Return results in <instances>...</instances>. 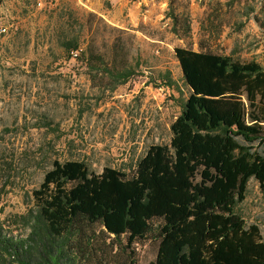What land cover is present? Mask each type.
<instances>
[{
  "label": "rangeland",
  "instance_id": "1",
  "mask_svg": "<svg viewBox=\"0 0 264 264\" xmlns=\"http://www.w3.org/2000/svg\"><path fill=\"white\" fill-rule=\"evenodd\" d=\"M119 1L0 4V222L15 237L27 234L19 216L33 207V190L54 161L131 173L149 146L169 144L187 95L175 47L204 44L264 66V0ZM170 2L180 18L187 12L188 34L173 31ZM72 39L105 55L120 45L133 75L112 88L82 56L69 57L62 43ZM237 210L264 239V199L253 178ZM124 250L148 264L157 242L147 238Z\"/></svg>",
  "mask_w": 264,
  "mask_h": 264
},
{
  "label": "trees",
  "instance_id": "2",
  "mask_svg": "<svg viewBox=\"0 0 264 264\" xmlns=\"http://www.w3.org/2000/svg\"><path fill=\"white\" fill-rule=\"evenodd\" d=\"M168 16L175 33H189L187 12ZM62 45L112 88L134 73L120 45L106 55L76 39ZM174 53L187 95L169 144L149 146L131 173L54 161L19 216L27 234L0 222V264H136L124 248L147 238L157 242L148 264H264L259 226L237 210L252 178L264 199V66L204 44Z\"/></svg>",
  "mask_w": 264,
  "mask_h": 264
},
{
  "label": "built area",
  "instance_id": "3",
  "mask_svg": "<svg viewBox=\"0 0 264 264\" xmlns=\"http://www.w3.org/2000/svg\"><path fill=\"white\" fill-rule=\"evenodd\" d=\"M37 4L40 5L39 2ZM5 31H6V28L5 27H1L0 28V34L4 33ZM78 53H79V50L78 49L71 50L70 51L71 58L76 57L78 55Z\"/></svg>",
  "mask_w": 264,
  "mask_h": 264
},
{
  "label": "crops",
  "instance_id": "4",
  "mask_svg": "<svg viewBox=\"0 0 264 264\" xmlns=\"http://www.w3.org/2000/svg\"><path fill=\"white\" fill-rule=\"evenodd\" d=\"M21 1H24V0H21ZM128 1H129V0H120L119 3H120L121 5L124 6V5H127ZM38 2L40 3V1H37V3H38ZM40 4H41V3H40Z\"/></svg>",
  "mask_w": 264,
  "mask_h": 264
}]
</instances>
